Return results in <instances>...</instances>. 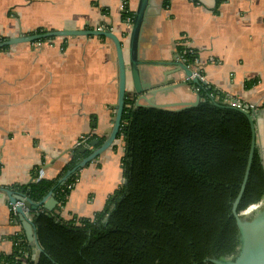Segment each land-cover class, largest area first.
I'll list each match as a JSON object with an SVG mask.
<instances>
[{
    "label": "crops",
    "instance_id": "0c3cea01",
    "mask_svg": "<svg viewBox=\"0 0 264 264\" xmlns=\"http://www.w3.org/2000/svg\"><path fill=\"white\" fill-rule=\"evenodd\" d=\"M153 0L141 46L142 58L160 80H186L177 44L186 38L198 53L199 68L215 91L243 103L264 106V0ZM138 0H0V37L37 29L97 28L114 31L128 55ZM256 79L246 87V81ZM119 68L111 39L97 35L55 37L0 49V187L18 190L38 177H57L82 135L107 136L115 116ZM127 88L133 90L128 77ZM192 85L156 95L158 103L196 99ZM173 107V106H170ZM177 107V106H175ZM263 123L261 114L257 120ZM93 146V145H92ZM123 145L109 147L83 167L59 214L92 217L124 181ZM37 170V171H36ZM36 174H35V173ZM64 174V173H63ZM37 175V176H36ZM46 209H38L37 211ZM35 212V211H33ZM0 190V254L12 250L11 236L24 233Z\"/></svg>",
    "mask_w": 264,
    "mask_h": 264
},
{
    "label": "trees",
    "instance_id": "16d2710c",
    "mask_svg": "<svg viewBox=\"0 0 264 264\" xmlns=\"http://www.w3.org/2000/svg\"><path fill=\"white\" fill-rule=\"evenodd\" d=\"M123 18L133 22L134 12L126 8ZM177 45L178 56L192 64L198 53L183 41ZM255 82L247 80L246 87ZM196 87L199 103L183 109L136 106L135 96L126 97L113 144L119 140L123 145L124 181L92 217L66 219L36 210L33 220L43 248L38 261L32 259L26 234L16 233L12 250L0 254V264H214L206 258L233 255L237 227L232 204L243 182L252 128L247 115L226 102V94L209 84ZM105 137L98 138L99 144ZM93 138L89 135L85 145L72 149L57 177L36 175L14 188L39 200L54 187L61 208L80 170L63 184L58 180L92 151ZM262 198L264 162L257 146L238 211Z\"/></svg>",
    "mask_w": 264,
    "mask_h": 264
},
{
    "label": "water",
    "instance_id": "95a60500",
    "mask_svg": "<svg viewBox=\"0 0 264 264\" xmlns=\"http://www.w3.org/2000/svg\"><path fill=\"white\" fill-rule=\"evenodd\" d=\"M156 13L157 7L153 0H138L129 34L128 55L125 51L124 41L114 31L106 28L45 29L41 32L34 31L3 39L0 38V49L21 42L39 41L50 37L77 35L105 36L111 39L115 45L119 68V86L117 102L114 105L115 116L112 128L101 144H99L98 139H93L91 141V145L95 147L59 178L58 182L60 184L65 183L72 174L81 170L114 144L121 127L126 97L135 96L136 106L147 105L165 108L177 106L176 109H183L195 106L199 103L201 96L198 90L194 91L196 94L195 100L174 103H158L155 101L156 95L159 93H167L175 88L186 85L196 87V85L206 84L204 80L198 77H190L193 72L192 69L180 61L173 62L177 67L173 70L166 71L164 75L167 76L172 72L182 69L185 72L186 78V80L183 81H176L175 77L160 80L159 75H156L154 71L150 70L149 66L155 64V62L142 58L141 46L144 39L143 34L149 18ZM129 76L133 82L132 93H130L127 88ZM230 106L245 113L252 128V140L243 182L232 204V214L235 218L237 227V249L233 255L212 256L207 257L206 260L214 264H264V201L260 206L252 210H246L245 208L240 212L238 211V205L250 174L255 148L258 146L257 120L261 112H264V109L247 104ZM85 150L86 147H83L82 151ZM0 190L6 192L11 204H15V210L25 229L26 237L33 246L32 259L38 261L40 253L43 252V248L37 237L36 226L33 220V211L44 208L47 213L51 215L59 212L57 208L59 202L55 197L54 187L48 190L39 200L32 199L23 189L14 190L7 187H0Z\"/></svg>",
    "mask_w": 264,
    "mask_h": 264
},
{
    "label": "built area",
    "instance_id": "2783aa9c",
    "mask_svg": "<svg viewBox=\"0 0 264 264\" xmlns=\"http://www.w3.org/2000/svg\"><path fill=\"white\" fill-rule=\"evenodd\" d=\"M180 40L181 41H183L184 42V44L190 49V51H194L191 47H189L188 45H187V43L185 42L186 41V38H180ZM40 41H42V40H39V41H37V42H40ZM181 41H179L178 43H180ZM180 58V57H179ZM180 60L183 62V63H185V61H184V59L183 58H180ZM199 62V58H198V56L195 58V60H194V62L192 63V64H186L188 67H190L191 69H192V75L190 76V77H198V78H200V79H202V80H204L205 81V77H204V75L202 74V72H201V69L199 68V66H198V63ZM228 100H231L232 101V105H242L243 103H241V101H237V99H233V98H230L229 96L227 97V99H226V101H228ZM253 106V105H252ZM88 138H89V135H82V136H80V138L78 139V141L76 142V145L75 146H78V145H81V144H86V142H87V140H88ZM73 186H74V183H72V184H70L69 185V187L70 188H73ZM264 201V198H262L261 200H259L258 202H256V203H253L254 204V208L255 207H257V206H260L261 204H262V202ZM15 204H11V209H12V211L16 214V210H15Z\"/></svg>",
    "mask_w": 264,
    "mask_h": 264
},
{
    "label": "rangeland",
    "instance_id": "374dc122",
    "mask_svg": "<svg viewBox=\"0 0 264 264\" xmlns=\"http://www.w3.org/2000/svg\"><path fill=\"white\" fill-rule=\"evenodd\" d=\"M228 104L232 105V101L231 100H228L226 101ZM243 103V102H241ZM243 104H247V105H250V106H255L256 108H260V109H264V106H262V101L260 102H257V103H243ZM236 106H239V105H236ZM261 114H263L264 116V112H261ZM261 116V115H259ZM259 118V117H258ZM258 146L260 148V151H261V155L263 157V162H264V125L263 123H261V125H259V135H258Z\"/></svg>",
    "mask_w": 264,
    "mask_h": 264
},
{
    "label": "bare ground",
    "instance_id": "6f19581e",
    "mask_svg": "<svg viewBox=\"0 0 264 264\" xmlns=\"http://www.w3.org/2000/svg\"><path fill=\"white\" fill-rule=\"evenodd\" d=\"M254 208V204L248 207L246 210H252Z\"/></svg>",
    "mask_w": 264,
    "mask_h": 264
}]
</instances>
